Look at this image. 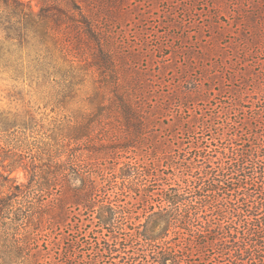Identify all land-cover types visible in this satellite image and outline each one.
Listing matches in <instances>:
<instances>
[{"label": "trees", "instance_id": "16d2710c", "mask_svg": "<svg viewBox=\"0 0 264 264\" xmlns=\"http://www.w3.org/2000/svg\"><path fill=\"white\" fill-rule=\"evenodd\" d=\"M64 1L50 9L40 6L38 12L25 0L0 4L22 16H43L46 29L49 17L57 21L77 66L94 67L108 77L109 104L128 137L116 146L105 139L94 142L99 125L94 117L103 112L61 121L51 132L30 110L0 113V253L2 240H8L12 258L42 254L41 237L70 226L76 213L66 264H183L195 254L208 256L207 264H264V100L258 108L248 107V117L230 118L232 132L204 117V128L219 133L222 142L212 147L204 138L190 142V151L172 171L177 175L178 167V182L157 191L154 183L163 176L156 162L168 153L160 141L141 142L158 113L146 108L142 95L141 52L125 56L112 47L90 10L93 0ZM95 1L106 11L117 3ZM236 103L247 107L239 99ZM19 169L26 171L27 181L13 175Z\"/></svg>", "mask_w": 264, "mask_h": 264}, {"label": "rangeland", "instance_id": "374dc122", "mask_svg": "<svg viewBox=\"0 0 264 264\" xmlns=\"http://www.w3.org/2000/svg\"><path fill=\"white\" fill-rule=\"evenodd\" d=\"M25 2L36 12L40 6L50 9L66 4L64 0ZM99 6L93 0L89 7L100 19L112 47L125 56L141 52L137 69L146 85L142 95L146 108L158 111L151 116L152 127L146 130L149 136L141 142L160 141L168 153V158L156 162L163 176L154 183L158 191L165 183L178 182V167L177 175L172 171L190 151V142L204 138L211 147L222 142L219 133L204 128V117L212 116V123L221 122L226 132H232L230 118L238 113L237 120L248 117L249 106L258 108L263 103L264 0H117L112 7L105 4L108 11ZM44 20L39 14L22 16L12 6L0 4V113L30 110L51 132L61 121L66 124L72 117L87 119L103 112L94 117L99 125L92 140L105 139L110 146L127 140L122 118L109 104L112 88L108 77L94 67L77 66L67 54L69 41L57 21L49 17L46 29ZM252 33L259 37L252 39ZM182 96L184 103H180ZM160 103L162 107H154ZM146 146L141 145L142 155H146ZM13 175L19 182L27 181L24 169ZM77 217L75 213L70 226L41 237L42 254L12 258L8 240H2L0 262L66 264L65 248L72 243ZM185 259L183 264L210 262L200 254Z\"/></svg>", "mask_w": 264, "mask_h": 264}]
</instances>
